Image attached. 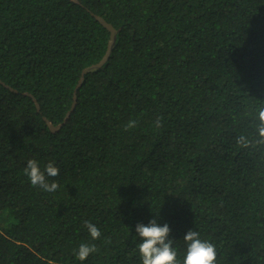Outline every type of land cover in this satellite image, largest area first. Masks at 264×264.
Listing matches in <instances>:
<instances>
[{
	"label": "trees",
	"instance_id": "obj_1",
	"mask_svg": "<svg viewBox=\"0 0 264 264\" xmlns=\"http://www.w3.org/2000/svg\"><path fill=\"white\" fill-rule=\"evenodd\" d=\"M93 14L115 41L52 131L107 49ZM261 109L264 0H0V264H142L154 218L180 264L189 230L215 264H264Z\"/></svg>",
	"mask_w": 264,
	"mask_h": 264
},
{
	"label": "clouds",
	"instance_id": "obj_2",
	"mask_svg": "<svg viewBox=\"0 0 264 264\" xmlns=\"http://www.w3.org/2000/svg\"><path fill=\"white\" fill-rule=\"evenodd\" d=\"M259 119L262 122L259 132L264 137V109L260 110ZM156 125L157 127L160 126L159 118L156 121ZM135 126V121H129L126 128ZM24 173L28 176L33 186H38L48 192H53L58 188V184L55 181L49 184L46 179V175L48 177L59 175V169L54 166L52 161H49L42 171L35 159H29L24 168ZM85 226L93 240L100 238V229L95 224L85 221ZM169 233V225L165 223L161 226L155 218L150 220L147 225L143 223L136 225V234L141 240L138 250L142 258V264H180L177 260V251L173 247V240L169 238ZM184 240L187 242V249L183 257V264H215V245L208 240L201 239L198 231L189 230L185 234ZM96 250L95 245L82 243L79 245L76 256L83 261L90 253Z\"/></svg>",
	"mask_w": 264,
	"mask_h": 264
},
{
	"label": "water",
	"instance_id": "obj_3",
	"mask_svg": "<svg viewBox=\"0 0 264 264\" xmlns=\"http://www.w3.org/2000/svg\"><path fill=\"white\" fill-rule=\"evenodd\" d=\"M98 21H100L102 23V25H104L110 32L109 34V40H108V44H107V49L104 53V55L102 56V58L94 63V64H91L89 66H86L82 69L81 71V76L77 82V85L75 86V89H74V93H73V101L71 103V107L70 109L67 111L66 113V116L64 117L63 121L57 125H53L52 123H50L49 121H47L50 129L52 131H56L60 128V126L64 123V121L66 120V118L68 117V115L70 114V112L72 111V109L75 107V104H76V92H77V89L79 88V86L82 84L83 82V79H84V75L91 69L95 68V67H99L105 60L106 58L108 57L110 51H111V48H112V45L115 41V34L117 32L116 28L109 22H107L103 17L97 15V14H93ZM37 107H38V103H36Z\"/></svg>",
	"mask_w": 264,
	"mask_h": 264
},
{
	"label": "rangeland",
	"instance_id": "obj_4",
	"mask_svg": "<svg viewBox=\"0 0 264 264\" xmlns=\"http://www.w3.org/2000/svg\"><path fill=\"white\" fill-rule=\"evenodd\" d=\"M4 224V219L0 216V226Z\"/></svg>",
	"mask_w": 264,
	"mask_h": 264
}]
</instances>
